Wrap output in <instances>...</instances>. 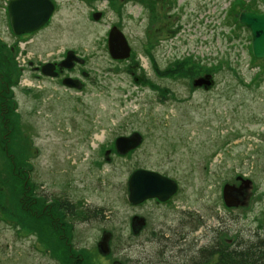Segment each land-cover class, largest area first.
I'll return each mask as SVG.
<instances>
[{"label":"rangeland","instance_id":"obj_1","mask_svg":"<svg viewBox=\"0 0 264 264\" xmlns=\"http://www.w3.org/2000/svg\"><path fill=\"white\" fill-rule=\"evenodd\" d=\"M51 1L55 8L35 43L47 52L87 53L94 73L82 92L60 94L48 110L43 95L31 100L5 85L0 91V115L11 97L19 110L0 116V264H156L151 201H127L128 177L137 169L166 174L183 188L174 200L183 196L189 204L190 188L210 194L235 176L263 186L264 75L257 87L249 85L247 64L264 71V60L252 57L250 32L241 24L233 27L235 42L226 39L230 25L222 22L234 24L227 17L234 0ZM236 3V10L264 12V0ZM112 27L134 46L140 83L123 72V63L109 62ZM204 71L215 77L209 91L191 92L180 82ZM132 134L141 138L137 147L118 154L115 140ZM209 151L213 157L203 165ZM133 213L147 223L140 235L132 234L136 222L129 229ZM101 232L111 235L106 254L97 247Z\"/></svg>","mask_w":264,"mask_h":264},{"label":"flooded vegetation","instance_id":"obj_2","mask_svg":"<svg viewBox=\"0 0 264 264\" xmlns=\"http://www.w3.org/2000/svg\"><path fill=\"white\" fill-rule=\"evenodd\" d=\"M10 2L13 0H5L0 3V27L3 28V31L0 30V62L4 65L3 71L0 72V91L5 92V85L6 91H10L12 95L16 93L17 89H21L22 92H20L21 90L19 92L31 100H36L39 95L40 97L43 95L44 109L47 110L52 106L51 101L59 99L60 94L82 92L85 86L92 82L91 75L94 73V70L88 67L87 53L80 52L75 47H62L59 50L54 49L47 52L43 45L36 44L34 39L35 35L44 29V24L29 32L13 33L8 18L7 6ZM50 2L54 9L55 5L51 0ZM152 6L155 7L156 4L154 3ZM160 29L161 27L155 29V36L156 31L158 33ZM123 37L127 46L126 57L113 59L108 56L109 62L123 63V72L131 76L134 83H140L144 79L142 73L134 74V69H139L134 46L128 42L126 36L123 35ZM153 46L155 45L152 41V45L148 47L152 50ZM4 47L7 49L2 50ZM6 50L11 57L7 55ZM14 52L16 55L12 57ZM124 52L121 49L120 54H124ZM19 55L22 56V59L19 58ZM173 55L177 58L182 56V54ZM155 60L157 59L155 58ZM259 66L254 65L250 59L248 60L247 67L252 71L251 84L249 85L253 87H257V84L263 80L264 71ZM117 72H122V70ZM154 73L155 75L152 73V76L157 80L154 85L158 86L157 93L161 95L159 82L161 78L158 76V72ZM180 80L182 85L184 87L187 85L191 92L194 90L209 91L216 85L213 74L205 71L196 74L193 78L182 77ZM238 80L240 79L237 78ZM162 89L168 90L164 86ZM68 97L72 99L73 95ZM4 107L7 111L1 113L0 116L3 119L2 114L9 113L12 116L13 113H19L17 103L13 105L12 97L4 104ZM9 125L12 124L9 123ZM119 136L125 137L126 135ZM112 147L116 151L114 145ZM208 154L207 161H205L206 153L204 152L202 155L203 165L213 157L210 151ZM148 171H154L160 176L168 178L174 189L173 193L167 195L165 191L169 189V185L161 186L159 184L155 186L154 196L145 199L151 201L153 223L151 232L154 234L156 264H264V190H261L264 189V185H252L249 179L235 176L236 182L231 186L224 182L220 188L216 187L210 194H202L200 190L197 191L195 187L190 188L191 186H189L190 193L192 192L194 195L193 198H189L191 200L189 204L188 199L186 200L183 196L174 200L182 188L177 179L155 170L148 169ZM144 201L138 204H142ZM66 202L69 201L66 199ZM66 206H71V203H63L62 207L66 208ZM80 210L84 215L88 213L89 208L87 209V206L84 205L80 207ZM85 211L86 213H84ZM137 216H139L137 213H133L128 218L131 233L134 231L131 222L138 224L133 235H140L147 226L146 221H139L140 218ZM56 217L58 218L55 223L64 231L61 216L57 213ZM140 223H142L141 226ZM102 234H106L109 239L111 237L109 232H101L100 235ZM159 237L162 242L159 241ZM66 238H69V242L72 244L71 233ZM161 260L162 262H160Z\"/></svg>","mask_w":264,"mask_h":264},{"label":"water","instance_id":"obj_3","mask_svg":"<svg viewBox=\"0 0 264 264\" xmlns=\"http://www.w3.org/2000/svg\"><path fill=\"white\" fill-rule=\"evenodd\" d=\"M7 7L10 27L13 33H25L42 26L47 22L53 10V5L49 0H13ZM237 19L250 32V50L253 57L264 59V13L239 12ZM107 36V47L111 58L126 57V42L118 29L115 27L110 28ZM117 43H119V46L115 47ZM121 49L125 51L124 54H120ZM140 141L141 138L136 134H132L130 137L119 136L114 142V147L118 153H123L137 147ZM159 184L161 186L169 185V189L165 191L167 195L174 191L171 181L160 177L155 172H150L146 169L133 171L127 180V201L133 205L143 202L144 199H150V196H154L156 192L155 186ZM139 221L142 222L141 219ZM141 225L142 223H140ZM108 239L106 234H102L100 241L97 243L101 254H106L109 251L107 246Z\"/></svg>","mask_w":264,"mask_h":264},{"label":"trees","instance_id":"obj_4","mask_svg":"<svg viewBox=\"0 0 264 264\" xmlns=\"http://www.w3.org/2000/svg\"><path fill=\"white\" fill-rule=\"evenodd\" d=\"M240 1H244V0H234V2H233V3H234L233 6L230 7V8H228L229 10H228V16H227V17H229V16H230V17H234L235 20L231 19L233 22L235 21L234 24L237 23V20H238V19H236V16L238 15V13L241 12V10H246V9H247V8H246V9H241V8H240L239 10H238V9L236 10V9L234 8L235 3H236V2H240ZM236 4H237V3H236ZM250 11H251V10H250ZM30 174H31V173H30ZM33 195H34V194H33ZM35 198H38V196L35 195ZM70 211H71V213L73 212L71 209H70ZM84 213H86V211H85ZM73 214H76V212H73ZM89 214H90V212H88L87 214H84V215H87V217H89ZM61 220H62V219H61ZM62 245H63V244H62ZM63 247H65V246L63 245ZM124 264H125V263H124Z\"/></svg>","mask_w":264,"mask_h":264},{"label":"bare ground","instance_id":"obj_5","mask_svg":"<svg viewBox=\"0 0 264 264\" xmlns=\"http://www.w3.org/2000/svg\"><path fill=\"white\" fill-rule=\"evenodd\" d=\"M78 58V57H77Z\"/></svg>","mask_w":264,"mask_h":264}]
</instances>
